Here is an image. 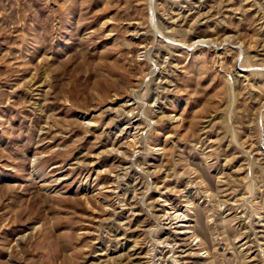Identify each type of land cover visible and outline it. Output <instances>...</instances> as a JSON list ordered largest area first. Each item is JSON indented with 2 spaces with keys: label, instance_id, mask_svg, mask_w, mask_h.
<instances>
[{
  "label": "rangeland",
  "instance_id": "1",
  "mask_svg": "<svg viewBox=\"0 0 264 264\" xmlns=\"http://www.w3.org/2000/svg\"><path fill=\"white\" fill-rule=\"evenodd\" d=\"M0 264H264V0H0Z\"/></svg>",
  "mask_w": 264,
  "mask_h": 264
},
{
  "label": "bare ground",
  "instance_id": "2",
  "mask_svg": "<svg viewBox=\"0 0 264 264\" xmlns=\"http://www.w3.org/2000/svg\"><path fill=\"white\" fill-rule=\"evenodd\" d=\"M177 219V218H176Z\"/></svg>",
  "mask_w": 264,
  "mask_h": 264
}]
</instances>
